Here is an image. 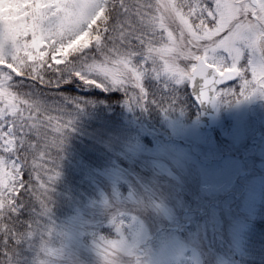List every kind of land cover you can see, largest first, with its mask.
Segmentation results:
<instances>
[{
	"label": "snow or ice",
	"instance_id": "obj_1",
	"mask_svg": "<svg viewBox=\"0 0 264 264\" xmlns=\"http://www.w3.org/2000/svg\"><path fill=\"white\" fill-rule=\"evenodd\" d=\"M0 2L14 9L0 19V264H26L25 246L34 245L33 264H44L40 253L61 264L66 242L55 248L48 242L72 237L51 215L75 119L65 104L71 99L66 86L135 85L147 104L142 80L148 73L199 86L203 99L264 95V0ZM221 82H238V90L217 88ZM48 112L63 120L55 157L48 151ZM116 219L119 238L95 241L106 264H120L134 250L121 231L124 221Z\"/></svg>",
	"mask_w": 264,
	"mask_h": 264
},
{
	"label": "rangeland",
	"instance_id": "obj_2",
	"mask_svg": "<svg viewBox=\"0 0 264 264\" xmlns=\"http://www.w3.org/2000/svg\"><path fill=\"white\" fill-rule=\"evenodd\" d=\"M13 14L12 5L0 2V19ZM142 84L147 104L135 85L93 87L124 93L127 104L115 125L112 113L93 116L107 124L100 127L104 149L77 152V161L65 167L72 175L59 170L52 220L72 232L70 240H50L67 244L61 264H106L95 241L119 238L117 217L134 245L120 264H249L247 252L259 258L250 238L264 219V95L217 98L218 126L208 130L200 128V109L185 94L189 82L145 73ZM223 87L238 90V82ZM96 132L93 140L103 136ZM25 255L33 264L35 245L25 246Z\"/></svg>",
	"mask_w": 264,
	"mask_h": 264
},
{
	"label": "trees",
	"instance_id": "obj_3",
	"mask_svg": "<svg viewBox=\"0 0 264 264\" xmlns=\"http://www.w3.org/2000/svg\"><path fill=\"white\" fill-rule=\"evenodd\" d=\"M94 87V86H93ZM93 87L81 85V82L77 81L73 83L70 87H65V92L70 94L71 99L66 100V106L73 111V115L75 117L73 121V129L68 131L66 136V142L64 144L62 150L63 160L60 161L59 170H67V175H72L74 173L71 169H66V165L68 164V160L74 164L77 161V152H92L93 149L100 152V149H104V144H107L106 135L103 129H100L102 125L106 123H97L93 120V116L96 114L99 118H105L107 116H101L105 113L111 115L112 113V121L117 120L115 115L123 110V105L126 106L127 99L124 93L117 94H108L105 92H101ZM185 94L189 96L188 89L185 90ZM72 100H76L82 104V107H78L76 104L72 103ZM123 107V108H122ZM96 110V111H95ZM61 113L59 112H48L44 113L45 117H50V123L48 124V136L49 140L52 142V148L48 151H51L53 157L56 155V145L55 140L57 139L58 133L57 129L60 125L63 124V120L60 118ZM110 122V123H111ZM109 125V124H108ZM115 125V124H114ZM113 128V126H111ZM93 131H97L95 134L103 135L102 137L98 136L95 140L92 139ZM89 156L83 155V157ZM47 159V156L45 157ZM86 160L85 158H83ZM66 164H65V163ZM50 166V165H49ZM62 168V169H61ZM54 170V168H53ZM64 172V171H62ZM53 172L48 173V175H52ZM44 183V178H41ZM64 181H59V185ZM69 182V181H68ZM57 180L54 184V188L57 186ZM65 185V182H64ZM49 186V185H46ZM53 194H57V191L54 189ZM125 205V204H124ZM123 205V206H124ZM126 206L122 207L123 209ZM110 207L108 210H111ZM113 212V211H112ZM119 213V212H118ZM117 213V214H118ZM109 213H104L106 216ZM110 216L113 213L109 214ZM105 220V218H103ZM258 231H256L252 237L250 238L251 247H253V252H258L257 255L259 258H250V255L247 253L244 254V258L249 264H264V219H261L257 222ZM262 253V254H261Z\"/></svg>",
	"mask_w": 264,
	"mask_h": 264
},
{
	"label": "water",
	"instance_id": "obj_4",
	"mask_svg": "<svg viewBox=\"0 0 264 264\" xmlns=\"http://www.w3.org/2000/svg\"><path fill=\"white\" fill-rule=\"evenodd\" d=\"M224 83H227V82H221L216 87L218 88L220 85ZM189 91H190L191 97L194 99V101L196 102V104L198 105L200 109V128L201 129H215L218 125V119L216 116L217 99L201 98L199 86L194 87L191 83H189Z\"/></svg>",
	"mask_w": 264,
	"mask_h": 264
},
{
	"label": "clouds",
	"instance_id": "obj_5",
	"mask_svg": "<svg viewBox=\"0 0 264 264\" xmlns=\"http://www.w3.org/2000/svg\"><path fill=\"white\" fill-rule=\"evenodd\" d=\"M48 243H49V246H50V247H53V248H55V247H56V245H55V244H53L51 241H49ZM133 254H134V251H133L132 253H129V255H133ZM48 257H49V256H48ZM44 264H51L50 257H49V258H46V259H44Z\"/></svg>",
	"mask_w": 264,
	"mask_h": 264
}]
</instances>
